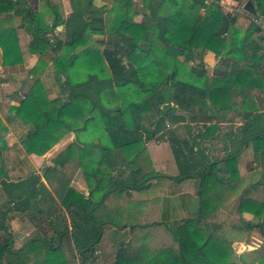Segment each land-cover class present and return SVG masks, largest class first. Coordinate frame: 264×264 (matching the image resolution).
I'll return each instance as SVG.
<instances>
[{"label":"trees","instance_id":"trees-1","mask_svg":"<svg viewBox=\"0 0 264 264\" xmlns=\"http://www.w3.org/2000/svg\"><path fill=\"white\" fill-rule=\"evenodd\" d=\"M220 1L141 0L139 5L132 0H115L112 17H104L103 10L93 6L92 0H70L72 12L64 20L57 17L53 26L38 31L27 28L31 35L29 50L39 52V47L46 45V52L53 57L54 73L65 76L62 87L65 97L51 100L49 107L45 106L41 112L31 98L21 101L16 117L24 123H29L27 117H35L29 123L33 129L21 140L25 151L36 152L42 145L36 143V139L56 132L64 124L62 112L71 104L78 108L80 105L82 111L92 112L90 117L83 115L81 130L87 128L90 121L97 122V126L101 121L102 132L107 134L105 143L103 133L98 132V141L93 146L101 154L98 164L108 163L113 171L124 170L125 173L128 170L129 177L116 179L106 173L105 168H99L91 179L96 183L94 188L102 191L101 198L87 204H74L69 198L63 204L69 222L66 218L59 220L57 204H41L54 200L40 183L39 176L31 177L27 183L1 180L0 191L5 195L6 204L0 209V264H67L61 244L65 236H70L79 264H99L96 251L107 226L117 231L127 230L124 235L127 239L118 244L113 264H245L234 260L232 241L220 232L223 225L259 238L262 244L257 253L264 256V206H259L263 203L250 200L247 192H243L236 213L219 216L215 204H225L237 194L227 195L223 191L211 194L206 185L209 174L222 163L229 172L228 181H232L237 158L249 143L256 146V158L264 153V98L261 97L264 32L254 23L243 31L235 14L221 10ZM234 1L242 4L247 0ZM252 2L257 18H264V0ZM16 3L22 7L17 11L22 21L20 27L24 22L26 25V21L39 27L40 20L34 9L27 8L26 1ZM201 8H205L203 14L199 13ZM138 15L141 18L136 21ZM60 24L64 25L63 39L51 40L49 34ZM4 34L8 36L0 31L5 41ZM93 35H103L104 42L96 41ZM1 47L3 65L22 61L17 46L6 47L2 42ZM206 51L219 57L224 68H216L209 75L203 61ZM64 58H68L66 64ZM78 61L80 72H84L86 78L74 81L70 72ZM162 86L172 88L170 98H165L160 90ZM110 94L113 99L107 100ZM133 94L136 98L127 99L122 107L105 105L114 98ZM165 104L190 113L191 121L212 123L204 124L203 137L206 133L218 132L220 122L232 119H226L227 115L240 116L241 126L227 133L231 151L224 158L207 164L188 155L175 132L167 127L181 118L163 112L161 107ZM94 111H97L96 117ZM145 119L149 121L148 127L143 124ZM68 131L77 134L78 128H68ZM157 133L166 136L178 169L177 176L169 178L178 182L200 179L199 209L194 218L170 223L142 222L137 220L138 204L128 208L125 204H107L124 193L130 196V190L147 189L155 177H166L144 173V142ZM76 145L79 146V141ZM85 147V144L79 146L81 150ZM73 148L74 144H70L53 158L52 166L44 169L58 171ZM258 182L264 185V172ZM251 205L256 208L249 209ZM243 211L259 214L262 221H245ZM42 216L48 219L46 223L55 236L37 235L15 249L10 222L20 218L41 224ZM122 216L124 222L119 219Z\"/></svg>","mask_w":264,"mask_h":264},{"label":"crops","instance_id":"crops-1","mask_svg":"<svg viewBox=\"0 0 264 264\" xmlns=\"http://www.w3.org/2000/svg\"><path fill=\"white\" fill-rule=\"evenodd\" d=\"M20 1H26V7L30 6L34 9V13L37 14L40 20L39 27L31 23L27 24V21L26 25L24 22L23 26L20 27L22 21L20 16L17 15V11L21 10L22 7L16 3ZM132 1L140 5V2H137L138 0ZM114 3L115 0H92L93 6L103 10L104 17H112ZM219 4L224 13L236 15L237 24L243 31L250 28L252 17L257 18V16L248 15L242 8L241 10L237 9L234 13L228 12L229 8L227 5L235 6L239 4L234 0H221ZM204 11L205 8H201L199 13L203 14ZM71 12L70 0H0V31L8 33V36L4 34L7 39L5 41L2 39L4 36H0V173L4 172L3 176L2 174L0 175V184L3 179L11 183H27L30 182L31 177L39 176L40 183L46 187L54 200V202L44 201L41 204H57L58 214H60L59 220L66 218L67 222H69V215L65 211L63 204H66L69 198L74 204H87L88 201L97 202L101 198L102 191L94 188L96 183L91 179L92 174H96L99 168H105V172L111 173L116 179L126 180L129 177L128 170L125 173L124 170L122 172L113 171L108 163L98 164L101 154L93 146L98 141V132L100 134L103 133L102 126L101 124L97 126V122L90 121L87 124V128L81 130L83 117L92 116V112L87 109L82 111L80 105L78 108V105L71 104L68 109L62 112L61 119L64 124H61L62 126L56 132L49 137L36 139V143L42 144L41 147L36 149V152L28 154L21 143L27 132L33 129L29 123L35 118L27 117L26 120L29 123H24L16 117L21 101L26 97L31 98L33 105L41 112L45 106L49 107L51 100L58 98L64 100L65 97L62 88L65 76L54 73L53 57L46 52V45L39 47V52L37 49L29 50L31 35L27 28L38 31L46 26H53L55 18L60 17L64 20ZM258 19L264 25V18L258 17ZM98 36L100 35H93V38L98 41ZM63 37L64 25L61 24L57 25L53 32L49 34L51 40L63 39ZM2 42H4L6 47L17 46L22 53V61L13 65H3ZM65 60H68V58H64L63 62L66 64L67 61ZM203 61L209 64L215 63L213 52L206 51ZM79 64V61L76 62L70 72V77L74 81L81 80V76L85 74L80 72ZM189 64L192 63L190 62ZM204 65L207 73L209 75L213 74V71L211 73L208 72L209 66H206L205 62ZM261 97L264 98V91ZM172 108L176 112L170 115L177 116L181 120L174 124H168L167 127L175 132L188 155L196 156L203 164H207L208 162L224 158L231 151V143L227 133L229 130L235 132L241 126L242 119L240 116L231 114L226 116V119L232 118L233 120L220 122L218 132L212 135H207L206 133V136L203 137L205 126L209 123L191 121L189 119L190 113L187 115L185 111L180 110L177 113L178 109L175 106ZM93 114L95 117L97 116L96 111ZM198 127L201 130H198ZM68 128H78L77 134L68 131ZM150 128H153V126L151 125ZM102 139L105 143L108 142L105 131ZM77 141H79V146L80 144L86 145L85 150H81L76 145ZM198 142L200 143L197 145ZM70 144H74V148L63 166L56 172L46 171L44 168L52 166L53 158L62 153ZM46 145L49 147H46ZM144 147L145 149L142 152L146 159L144 173H156L166 177H155L150 181L147 189L141 191L130 190V196H126L124 193V196L112 198L107 204H125L127 208L131 207V204H138L139 214L137 215V220L142 222L145 220H157L170 223L197 216L199 209L198 198L201 189L200 179L194 178L178 182L169 178L177 176L178 169L166 136H163L162 133H157L154 137L145 141ZM255 151L256 146L252 142L243 149L237 158L233 180L230 182L228 181L230 178L229 172L223 163L217 165L212 170L211 175L209 174L210 172L208 173L209 176L206 182L208 193L220 194V191H223L222 193L225 192L227 195L237 194L234 199L225 204H215L220 212L219 216L234 215L238 208V200L243 192L255 195L264 193V185L258 182L260 181L259 173L262 170L257 167ZM119 172L120 174H118ZM87 177H90L89 182H87ZM235 199H237L236 203L234 202ZM0 204V209L6 204L5 195L1 191ZM259 206H264V202ZM250 207L252 208L249 209L252 210L256 208L252 205ZM54 217L52 216L51 219ZM42 218L41 224L20 218L11 221V225L14 228L13 246L15 249L19 248L26 240L32 238H29L31 231H37L39 236L49 232L46 223L48 219L45 216H42ZM123 218L124 216L119 218L121 222H124ZM242 218L252 223H260L262 221L261 216L253 211H243ZM23 226L26 228L21 233L17 232V228L19 229V227ZM125 231L127 232V230ZM125 231H117L116 228L108 226L104 229V234L97 249L102 253V257L106 258L108 250V245L104 243L105 238L109 236L118 246L124 240ZM220 232L224 237L232 241L234 260L239 263L250 264L240 260L251 255V252L257 251L262 244L261 240L254 235L232 229L226 225L222 226ZM120 233H123L122 236L119 235ZM118 235L120 236L119 238ZM20 241H23V243L15 246ZM61 244L63 248L66 247L67 249L73 246L70 236L63 237ZM233 245L235 246L233 247ZM251 264L258 263L253 261Z\"/></svg>","mask_w":264,"mask_h":264},{"label":"rangeland","instance_id":"rangeland-1","mask_svg":"<svg viewBox=\"0 0 264 264\" xmlns=\"http://www.w3.org/2000/svg\"><path fill=\"white\" fill-rule=\"evenodd\" d=\"M141 0H138L137 2H140ZM243 4L244 3H242V4H238V5H235V6H230V5H227L228 6V12H231V13H234V12H236L237 11V9H239V10H241V8H242V6H243ZM223 10V9H222ZM140 18H141V16H138V17H135V20L136 21H139L140 20ZM245 26V25H244ZM97 40H98V42H100V43H102V42H104V40H105V37L102 35H100V36H98L97 37ZM179 59H182V57H179ZM213 60H215V63H213V64H209V63H207L206 61H204L205 62V64H207L206 66H209V68H208V72L209 73H211L212 71L214 72V70H216V68H220V69H222L223 68V66H222V64L223 63H221L220 62V59H219V57H217L214 53H213ZM81 78L82 79H85L86 78V75L85 74H83L82 76H81ZM160 90L162 91V93H163V95L165 96V98L166 99H168V98H170V96H171V92H172V88L171 87H169V86H162L161 88H160ZM117 92V91H116ZM116 94V93H115ZM128 95H126L125 97H123V98H121V97H119V99H117V98H114V101L112 102V103H105V105L107 104V106H110V107H112V106H115V105H117V106H119V107H122V105H123V103H124V101H127V99H130V100H132L133 98L135 99L136 97H135V95L133 94V95H130V96H128ZM127 97V98H126ZM113 99V95H108V97H107V100L108 99ZM126 98V99H125ZM173 107V105H170V104H165V105H163L162 107H161V109H162V111L163 112H169V114H171V113H174V112H176V110L174 109V108H172ZM97 112V111H96ZM180 111L179 110H177V113H179ZM186 114L188 115L189 113H187L186 112ZM230 115V114H229ZM228 116V115H227ZM99 122V124L101 123V121H98ZM143 124L145 125V126H149V121H147V119H145L144 121H143ZM212 123H210V124H208V125H206V126H210ZM198 130H201L199 127H198ZM206 131V130H205ZM164 136V135H163ZM163 138V137H162ZM98 153H99V149H98ZM99 155V154H98ZM256 163H257V167H259L262 171L259 173V179H260V176H261V174L264 172V153H260L259 155H258V158H257V160H256ZM247 196H248V198L250 199V200H253V201H255V202H258V203H263L264 202V193L263 194H260V193H258V194H253V193H251V194H247ZM250 196V197H249ZM253 198V199H252ZM236 200L237 199H235L234 200V202L236 203ZM234 203V204H235ZM54 217V216H53ZM67 220V219H66ZM9 227L11 228V230H12V232H14V228H13V226L11 225V222H10V225H9ZM26 227H19V229L17 228V232H22V230L23 229H25ZM48 228V235L49 236H55V235H53V230H52V228H50L49 226L47 227ZM24 232V231H23ZM37 231H35V230H33V232L31 231V234H30V236H29V238L30 237H33L34 235H37L38 234V232L36 233ZM25 233V232H24ZM122 234L123 233H120L119 235L120 236H122ZM41 235V234H40ZM118 235V238L120 237ZM125 235H126V233H125ZM126 237L127 236H124V240L126 239ZM110 240H111V238L108 236L107 238H105V242L104 243H106L108 246H107V252H106V254H107V256H106V258L105 257H102V253H97V255H98V261H99V263L100 264H113V261H114V254H115V252H116V244L114 243L115 241L113 240H111V245L109 244L110 243ZM23 243V241H20V242H18L15 246H19L20 244H22ZM232 245V244H231ZM62 251H63V254H64V256L66 257V259H67V264H79V261H78V258H77V255H76V253H75V251H74V249H73V246H71L70 247V249H67L66 247L65 248H63V246H62ZM251 255H253V256H251ZM251 255H249V256H246L245 258H243V259H241L240 261H243V262H246V263H250L251 264V262H253V261H256L258 264H264V256H262L261 254H259V253H257V251H253V252H251ZM252 257H255V258H252ZM240 258V257H239Z\"/></svg>","mask_w":264,"mask_h":264},{"label":"water","instance_id":"water-1","mask_svg":"<svg viewBox=\"0 0 264 264\" xmlns=\"http://www.w3.org/2000/svg\"><path fill=\"white\" fill-rule=\"evenodd\" d=\"M242 9H243L246 13H248V14H250V15H252V16H257V11H256V9H255V7H254V4H253L252 0H247V1L243 4ZM234 246H235V245H233V247H234Z\"/></svg>","mask_w":264,"mask_h":264},{"label":"built area","instance_id":"built-area-1","mask_svg":"<svg viewBox=\"0 0 264 264\" xmlns=\"http://www.w3.org/2000/svg\"><path fill=\"white\" fill-rule=\"evenodd\" d=\"M252 23L258 25L260 27V29L264 32V25L262 24L261 20L256 18V17H252L251 18ZM99 253V251H96V254Z\"/></svg>","mask_w":264,"mask_h":264}]
</instances>
